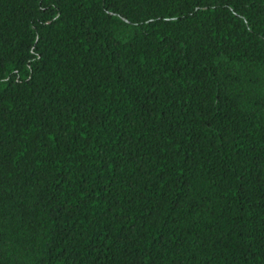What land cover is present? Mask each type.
<instances>
[{"label":"trees","instance_id":"obj_1","mask_svg":"<svg viewBox=\"0 0 264 264\" xmlns=\"http://www.w3.org/2000/svg\"><path fill=\"white\" fill-rule=\"evenodd\" d=\"M0 264H264V0H0Z\"/></svg>","mask_w":264,"mask_h":264}]
</instances>
